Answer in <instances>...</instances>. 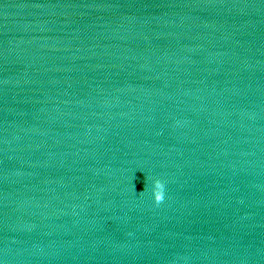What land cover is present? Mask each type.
<instances>
[{"label":"water","instance_id":"water-1","mask_svg":"<svg viewBox=\"0 0 264 264\" xmlns=\"http://www.w3.org/2000/svg\"><path fill=\"white\" fill-rule=\"evenodd\" d=\"M0 264H264V0H0Z\"/></svg>","mask_w":264,"mask_h":264},{"label":"clouds","instance_id":"clouds-1","mask_svg":"<svg viewBox=\"0 0 264 264\" xmlns=\"http://www.w3.org/2000/svg\"><path fill=\"white\" fill-rule=\"evenodd\" d=\"M164 184L160 180H155L153 183V188H152V195L154 198V201L159 204L164 200Z\"/></svg>","mask_w":264,"mask_h":264}]
</instances>
